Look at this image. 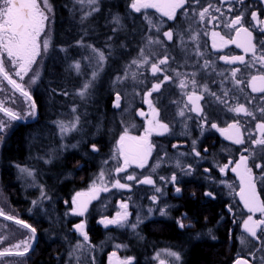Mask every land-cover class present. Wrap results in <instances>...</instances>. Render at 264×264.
<instances>
[{
    "label": "snow or ice",
    "instance_id": "6c2138e0",
    "mask_svg": "<svg viewBox=\"0 0 264 264\" xmlns=\"http://www.w3.org/2000/svg\"><path fill=\"white\" fill-rule=\"evenodd\" d=\"M221 3H230L231 0H220ZM239 4H244V0H236ZM264 3V0H261ZM76 4L87 5L88 9L84 7L80 8L82 13L80 17V23L84 24L93 13L98 12L99 0H75ZM199 4L200 0H130V7L136 13H144V19L147 21L149 28L148 32L152 33L144 37L145 43L139 50L138 57L131 60L130 64L126 67L122 76H117L115 83H122L126 79L132 81L137 80V72L133 71L129 73L128 69L135 66L136 69L144 68L148 66L151 74L157 76L160 74L162 80H158L153 83L150 90H145L144 102L147 103L150 116L147 119V127L144 129L142 136H133L129 134L127 128L123 131V134L119 136L116 143L113 159L117 160V166L113 169L116 176L120 173L128 172L129 167L135 166L138 169L143 170L148 166L149 158L154 150V145L150 140V137L155 135H164L170 132L168 123L162 122L159 119V110L154 106L152 95L154 92H160L162 84L173 80V77L168 75V71L171 69L170 59L173 63H179L175 60V57H171L167 46L164 44L166 39L170 44L175 39L176 45L181 49L184 54V63L180 66H191L192 72L181 73L175 69H171L175 72V78L178 80V86L182 90V95L186 96L187 101H173L177 104L179 111L178 115L181 117V123L186 119H191L187 116V112L195 113L199 117L198 123L201 129L211 128L215 129L224 137L225 140L230 141L234 145H246L240 152L238 160L229 159L225 164L218 165L221 174H226L227 171L235 173L239 180V190L236 191L233 185L225 184L230 189L231 193H234L239 197L240 202L243 204L244 209L247 210L249 215L242 220V235L239 237L240 243L244 247H250L247 258L240 257L239 255L233 261V264H256L259 261L260 264H264V200L261 199L260 193L257 191L258 183L261 187H264V96H253L248 98L245 103H229V97L237 99L233 89L243 92L244 89L241 85L251 89V93L264 94V39L256 40L253 34V29L259 30L264 33V19H261L260 14L257 11L250 13L251 21L253 24L245 26V12L246 9L236 10L237 14L233 17L226 18L224 21V27L229 30L231 35H222L221 32L214 30L220 27V18L225 16V13L221 11L219 7H215L209 3L207 6H203L201 10L194 11L193 15L198 16L200 24H204L207 20L208 24L213 25V30L210 33L211 48L216 52H222L229 45H235L243 51L244 55H222L218 59L222 60L226 65H244L245 69H255V72L249 74V78L245 81L241 78V68L234 67L229 70L217 71L214 67V61L210 55H206L202 51L200 44L201 33L194 30L191 27V23L187 28L177 29L176 25L180 22L177 19V13L181 9H185V5ZM148 9H154L156 13H159L161 18H167V21L176 22L173 26L167 30L163 29L165 20H153L148 14ZM228 12H233L234 8L229 7ZM53 12L50 0H0V92L5 93V99L0 100V113L4 117H7V121L0 119V139H3V134L11 127L12 121H22L28 117L35 118L36 116V104L33 100L29 90L25 86L24 78L29 76V84H35L39 78V71L34 70V65H37L38 57L42 56V53H47L51 45L50 24L51 14ZM214 13H219V16ZM183 16L188 15L187 9L180 13ZM114 25L113 32L118 31L116 26H119L121 21L119 17L112 19ZM83 35L76 40L75 46L84 50L82 59L87 63L85 67L92 69L91 79L85 80L81 88L77 91L82 100L87 99L91 93L89 89L94 86V82L103 71L104 65L107 63L108 57L111 55L109 52L107 55L104 50L95 47L91 43L85 41L87 35L86 30H82ZM209 35L207 31L203 33ZM43 37V39H42ZM109 40L112 37H108ZM192 47H189V45ZM258 44L261 47L258 48ZM157 46L164 48V54L158 56ZM111 47V45H106ZM61 51L66 49L61 48ZM153 56H158L156 59H152ZM249 59L246 60L245 57ZM195 57V59H193ZM166 67H161V66ZM70 68L79 75H84L80 60H75L70 64ZM225 71H228L229 75L225 76ZM211 73H216L222 77L220 81V94L209 88L207 83H201L197 80V76L200 75L201 80H204L206 76ZM142 75V73H140ZM14 77H18L17 80ZM6 82L7 86H10V91L3 85ZM215 82V81H213ZM226 84H231V87H225ZM19 93L24 98L27 104V111L21 112L13 110L8 107V101L16 103L14 94ZM67 95V93H64ZM139 94V93H137ZM205 94L209 97H214V102L222 105L228 112L233 113L234 116L250 117L251 120L256 121L252 131L250 128L245 127L246 121L234 119L231 123H227L226 127H220L217 123L210 122L208 113H205L200 101L204 100ZM259 100L257 106L249 108L247 105H252L255 100ZM121 95L116 93L115 102L113 107L120 108ZM183 103V106L180 105ZM190 106V107H189ZM223 108L221 110H223ZM72 111L75 113L76 108L73 107ZM257 113L260 114L261 119H257ZM141 117L146 116V113L141 111L139 113ZM80 116L76 115L71 122H64L63 120L55 121L56 127L59 130V135L63 139L70 132L77 131L80 126ZM247 135V140L245 136ZM196 141L193 140V153L195 156L200 157L201 153L195 148ZM72 148H77L78 144L70 145ZM92 151H98L93 144ZM177 147V145H173ZM227 150V149H226ZM207 151V149H205ZM245 153H247L245 155ZM167 153H165V156ZM180 155H184L181 153ZM43 158V157H41ZM122 160V164L119 161ZM45 163H51V159H46ZM107 163V161H105ZM162 163H167L164 156H158L157 161L150 169V173H156L157 169ZM20 178L27 181H31L27 186H37L40 188L41 196L39 200H34L33 206H38L45 199H49L44 192L43 187L37 184V177L34 170L28 167H21L17 165ZM176 167L180 168L186 175L191 174L192 166L188 165L186 168L181 165L180 161H176ZM254 169L256 171H254ZM206 172L209 169H205ZM123 179L127 181H135L137 184L151 185L155 189V192L161 193V197L164 195V189L157 186L156 180L153 179L151 174L141 173L140 178L135 173H128ZM165 181V184L171 183L176 194L181 192V188L177 186V175L173 173L170 178L160 177ZM221 183H224L223 181ZM110 188L127 189L131 191L132 185L121 183L120 179H115L109 184L104 170H101L97 178L92 181L87 191L76 192L72 198L71 214L75 216H84L88 211V206L93 200L99 199L101 192H107ZM206 196L215 198L211 192H206ZM130 199V198H129ZM154 204L159 203V198L156 195L151 197ZM67 203V201L65 202ZM121 211L116 213V216L112 219H103L100 221L105 227L109 225H115L117 227H130L133 230L142 222L141 218H137L136 223H128L130 213L128 212L129 205L127 203L120 204ZM158 211L160 216H167L168 206H161L158 209H149V212ZM228 211L233 212V209L229 206ZM259 213V218H255ZM0 217L5 220H10L23 229H26L29 235L26 239H22L19 242L12 243L9 247L0 248V259L5 257H20L23 258L28 255L32 250L31 241L35 240L36 228L31 224L26 223L24 220L17 216L10 215L0 207ZM187 216L181 217L177 220L179 228L191 227V224H185ZM235 223V220L233 221ZM75 230L83 238V242H77L73 254L84 249L85 244L92 247L89 241L88 233L85 230V223L81 222L76 224ZM211 234V230H209ZM246 234V235H244ZM7 236L0 237V245L5 244ZM215 239V236H212ZM120 248L121 245H116ZM261 253L257 256V253ZM164 255L172 257L174 261H181V255L179 252L166 250ZM156 259L159 260V264H167L164 259L160 258L158 253ZM77 260L79 257L77 256ZM109 264H134V258L121 259L117 256L116 252H113L109 257Z\"/></svg>",
    "mask_w": 264,
    "mask_h": 264
}]
</instances>
